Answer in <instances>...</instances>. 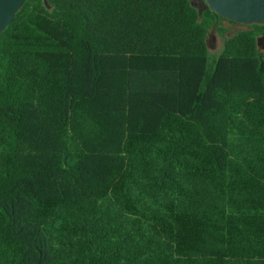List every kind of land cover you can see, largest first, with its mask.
<instances>
[{"label": "trees", "instance_id": "16d2710c", "mask_svg": "<svg viewBox=\"0 0 264 264\" xmlns=\"http://www.w3.org/2000/svg\"><path fill=\"white\" fill-rule=\"evenodd\" d=\"M47 4L0 33V264H264V26Z\"/></svg>", "mask_w": 264, "mask_h": 264}, {"label": "water", "instance_id": "95a60500", "mask_svg": "<svg viewBox=\"0 0 264 264\" xmlns=\"http://www.w3.org/2000/svg\"><path fill=\"white\" fill-rule=\"evenodd\" d=\"M25 0H0V33L12 22ZM195 6V0H188ZM211 12L221 18L240 25L264 26V0H203ZM44 6L49 9L47 0ZM204 7V6H203ZM199 6L200 8H203ZM257 45L264 50V35L257 40Z\"/></svg>", "mask_w": 264, "mask_h": 264}, {"label": "rangeland", "instance_id": "374dc122", "mask_svg": "<svg viewBox=\"0 0 264 264\" xmlns=\"http://www.w3.org/2000/svg\"><path fill=\"white\" fill-rule=\"evenodd\" d=\"M195 6L199 8L198 1L195 0ZM243 27L240 26H233L230 28V30L234 29H242ZM208 49L211 54H215L218 52L220 45H221V38L216 35L214 32H211L208 36L207 40Z\"/></svg>", "mask_w": 264, "mask_h": 264}, {"label": "flooded vegetation", "instance_id": "af4514ba", "mask_svg": "<svg viewBox=\"0 0 264 264\" xmlns=\"http://www.w3.org/2000/svg\"><path fill=\"white\" fill-rule=\"evenodd\" d=\"M196 1H198V5L199 6H205V3H204V1L203 0H196ZM220 37V36H219ZM221 38V37H220ZM222 40V39H221Z\"/></svg>", "mask_w": 264, "mask_h": 264}]
</instances>
